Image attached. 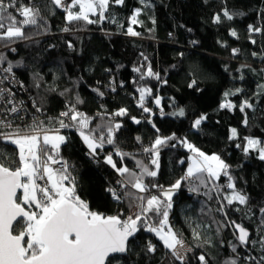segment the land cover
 <instances>
[{"label": "trees", "instance_id": "16d2710c", "mask_svg": "<svg viewBox=\"0 0 264 264\" xmlns=\"http://www.w3.org/2000/svg\"><path fill=\"white\" fill-rule=\"evenodd\" d=\"M3 2L12 5L7 11L17 21L24 19L16 12L18 7L30 4L39 12L35 25L22 27L26 39L2 40L11 48L0 54L1 62L12 65L37 108L46 112L42 125L20 128L27 130L34 124L50 130L60 127L61 111L74 107L89 118V128L96 130L93 136L99 140L103 133V147L89 158L78 134L63 129L66 141L56 157L68 162L76 193L92 211L123 219L132 210L127 200L118 202L108 191L136 192L131 186L121 189L116 185L119 173L105 162L109 154L117 167L126 166L137 174L136 161H142L158 173L146 176L145 183L165 188L187 169L191 151L182 141L207 155H218L229 165L234 189L227 187L229 178L221 174L209 179L207 187L199 180L183 182L173 194L169 222L191 249L185 261L176 259L155 233L141 228L129 241L126 254L115 256L112 264H200L201 255L207 264H226L230 259L237 264H264V160L259 147L244 151L245 138L264 146V0H123L121 4L110 0L106 19L99 20L97 13L90 19L98 22L91 24L68 21L53 0ZM137 8L141 9L139 22L130 25ZM73 10L78 11V6ZM249 25L260 31H250ZM129 26L139 35L128 34ZM149 68L158 78L147 75ZM141 88L151 90L143 107ZM157 98L159 105H155ZM222 101L231 107L221 108ZM245 101L252 106L241 111ZM145 107L150 112H144ZM122 108L127 110L125 115H114ZM157 108L161 109L158 113ZM180 109L184 116L174 115ZM201 116L205 119L194 128ZM116 124L120 128L108 144L107 128ZM173 134L159 150L157 169L151 164L152 154L143 149L151 147L157 136ZM8 141L0 138V159L7 158L15 166L18 149ZM117 151L128 155H117ZM191 187L198 191H190ZM233 191L245 195L246 203L228 204L225 197ZM150 192L158 194L155 189ZM233 221L250 231L247 244H240ZM149 243L154 251H148Z\"/></svg>", "mask_w": 264, "mask_h": 264}, {"label": "snow or ice", "instance_id": "6c2138e0", "mask_svg": "<svg viewBox=\"0 0 264 264\" xmlns=\"http://www.w3.org/2000/svg\"><path fill=\"white\" fill-rule=\"evenodd\" d=\"M114 2L121 4L123 0H114ZM141 2L143 3L144 0ZM53 3L64 7L68 21L83 20L91 24L98 21L90 19L89 14L97 15L98 13L99 20L106 19L105 13L110 0H71V3L66 6L63 5L62 0H53ZM11 6V4L6 5L3 0H0V40L26 39L22 27L35 25L39 12L35 8L21 6L16 11L24 19L17 21L7 11ZM76 6H78V11L73 10ZM140 12L139 8L134 11L130 17V25L139 22L137 17ZM224 15L229 19L232 18L227 11L224 12ZM215 19L218 21L220 17L217 16ZM4 21L9 23L5 24ZM249 30L260 31L259 28H253L251 25H249ZM128 34L139 35L131 26L128 28ZM232 35H236L235 31L232 32ZM233 51L237 50L233 49ZM3 59L4 57L0 55V60ZM11 70L12 65L9 64L5 71L11 72ZM147 75H156L158 78V74H154L151 68ZM3 91L0 89V98H2ZM138 91L140 92V106L143 107L145 95L149 94L151 90L141 88ZM230 94L232 93H225V96ZM77 103H82V101L77 98ZM155 103L159 105V98ZM251 106L245 101L240 106L241 111L245 107ZM220 107L230 108L231 105L222 103ZM143 110L150 112V109L146 107ZM17 111L16 107L11 109L13 113ZM126 111L122 108L114 115L123 116ZM184 114L183 109L174 113L179 116H184ZM60 115L64 118L70 117L74 122L73 125H68L64 123L63 119H58L60 128L76 126L83 142L89 149V154L95 156L97 150L102 148L105 142L103 133L101 132L99 140L93 136L92 133L96 130L89 128V118L76 111L74 107ZM204 119L205 117L201 116L195 120L193 127H198ZM133 120L140 123L135 117ZM42 123L39 122L40 125ZM0 125H4V121L0 120ZM119 128V124L107 128L106 142L108 144L113 143V133ZM85 129L88 131L86 132ZM231 132L232 136L236 135L235 129H232ZM40 133H43L42 137ZM0 136L10 140L19 148V161L15 166H12L13 162L7 158L0 159V264H112L115 259L114 254L127 252L129 238L134 237L141 228L155 233L163 242L164 247L171 250L176 259L185 261V257L180 251V248L183 247V240L169 225V211L173 207V194L182 187L183 182L192 184L199 180L200 184L207 187L209 179H218L221 174L228 176V188L234 189L235 187L228 174L229 165L218 155H207L186 140L182 143L193 153L188 158L190 163L185 174L167 188L155 183L151 185L145 183L146 176L156 177L158 173L156 170H150L142 161H136V165L140 169V173L137 174L126 166L117 167L112 155L109 154L105 157V162L124 177L117 181L120 188L126 189V186L130 185L136 190V192L127 190L118 192L114 188L108 189L114 200L118 202L127 200L129 208L135 209L132 214L122 219L120 215H105L92 211L89 204L77 195L75 178L68 170L69 166L62 159L56 158L61 145L66 141V137L59 134V129L49 130L34 124L30 134H21L17 131L7 134L0 133ZM173 138L174 134L169 137L157 136L151 147L143 149L145 153L152 154L151 164L155 165L157 169L159 168L160 148ZM139 139L137 137V140ZM245 139L247 141L244 147L245 153L259 147L260 159L264 160V146H260L261 141L252 138ZM116 154L128 155L119 151ZM53 165L61 166L54 168ZM205 173L207 176L204 175ZM38 181H44V183L41 184ZM150 188L157 190L158 194H152ZM189 190L196 192L198 188L191 187ZM137 193L146 195H137ZM225 199L228 204H232L233 201L245 204L247 197L233 191ZM220 210H223V206ZM261 211L264 212V209ZM232 223L235 224L234 221ZM235 227L239 231L237 239L240 244L248 242V231L239 224H235ZM217 231H219V227ZM193 234L197 238L200 235L195 230ZM262 243H264V238H262ZM154 250L155 246L149 243L148 251ZM187 251H191V249H187ZM233 251H236L235 246H233ZM199 260L200 264H207L204 255H201ZM226 264H237V262L235 259H230Z\"/></svg>", "mask_w": 264, "mask_h": 264}, {"label": "built area", "instance_id": "2783aa9c", "mask_svg": "<svg viewBox=\"0 0 264 264\" xmlns=\"http://www.w3.org/2000/svg\"><path fill=\"white\" fill-rule=\"evenodd\" d=\"M62 3L65 6L68 5L63 1ZM29 5H25V6L30 7ZM59 8L65 11L63 6H59ZM7 48H11V46L8 44L4 45L2 43V40H0V54L4 52L5 49ZM8 67H9L8 64H4L0 60V89L4 90L2 93V98H0V120L4 121V125H0V133L7 134L10 132L18 131L21 134H30L32 132V128L24 130L20 127L27 126L32 123L41 122V119L45 116L46 112L45 110H39L37 108V106L35 105V102L31 98V95L28 93V89H26V87L20 82V80L17 79V76L14 73L13 69L11 70V72L5 71V69H7ZM13 107H16L18 111L15 113L11 112V109ZM75 109L76 111H78L77 108ZM68 110L69 109H65L64 111H61V113L68 111ZM160 111L161 109L157 108L156 113ZM60 114H59V117L61 119L71 120L70 117L64 118V117H61ZM69 125H72V124H69ZM53 129H59V132H62V130L65 128L57 127V128H52V130ZM66 129L78 134V130L76 126L66 127ZM40 135L42 137L43 133H40ZM0 138L4 139L2 136H0ZM4 140L7 141V139H4ZM87 156L89 158L94 157L93 155L89 154V151L87 152ZM63 161L66 162L68 165V162L65 159ZM60 166L61 165H53L52 167L56 168ZM122 179L123 178L119 174L116 180V185H118L117 181H120ZM38 183L43 184L44 181H38ZM129 186L130 185H127V187ZM139 195H143V194L139 193ZM134 211L135 209H132L130 211V214H132Z\"/></svg>", "mask_w": 264, "mask_h": 264}, {"label": "rangeland", "instance_id": "374dc122", "mask_svg": "<svg viewBox=\"0 0 264 264\" xmlns=\"http://www.w3.org/2000/svg\"><path fill=\"white\" fill-rule=\"evenodd\" d=\"M92 14H89V17L91 16ZM156 101V100H155ZM222 103L223 104H227L226 102H224V101H222ZM155 105H157L156 103H155ZM234 129V128H233ZM232 133V132H231ZM50 134H53V133H51L50 132ZM59 134L60 135H63L64 137H65V133H63V132H59ZM78 136H79V139L80 140H82V138H81V136H80V133L78 132ZM8 142H11L10 140L8 141ZM82 142H83V140H82ZM83 144L85 145V143L83 142ZM15 145V144H14ZM16 147H17V149H18V153H19V148H18V146L17 145H15ZM86 146V145H85ZM87 147V146H86ZM186 149L187 150H189L187 147H186ZM191 153V152H190ZM191 155V154H190ZM190 155H189V157H190ZM189 164V163H188ZM169 225H170V222H169ZM178 247H180V246H178ZM187 249H190V247L186 244V243H184L183 242V247L182 248H180V251H181V254L185 257V254H186V252H188L187 251Z\"/></svg>", "mask_w": 264, "mask_h": 264}, {"label": "water", "instance_id": "95a60500", "mask_svg": "<svg viewBox=\"0 0 264 264\" xmlns=\"http://www.w3.org/2000/svg\"><path fill=\"white\" fill-rule=\"evenodd\" d=\"M19 191V190H18ZM233 229H234V231H235V233H236V236L238 237V235H239V231H238V229L234 226L233 227ZM247 230V229H246ZM248 231V233L250 234V231L249 230H247ZM136 235V234H135ZM134 235V236H135ZM133 237H130L129 238V241H131V239H132ZM245 244H247V242L245 243ZM124 254H126V252L125 253H122V254H114V256H121V255H124Z\"/></svg>", "mask_w": 264, "mask_h": 264}, {"label": "crops", "instance_id": "0c3cea01", "mask_svg": "<svg viewBox=\"0 0 264 264\" xmlns=\"http://www.w3.org/2000/svg\"><path fill=\"white\" fill-rule=\"evenodd\" d=\"M89 150V149H88ZM193 155V153L191 152V155L190 156H192ZM189 163H190V161H189ZM189 165V164H188ZM188 165H187V168H188ZM214 180V179H213ZM159 238V237H158ZM162 242V241H161ZM163 243V242H162Z\"/></svg>", "mask_w": 264, "mask_h": 264}]
</instances>
